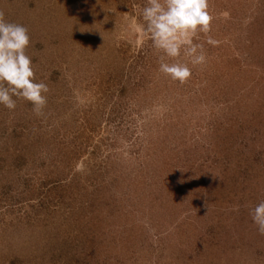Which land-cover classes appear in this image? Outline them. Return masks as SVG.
<instances>
[{"label": "rangeland", "instance_id": "1", "mask_svg": "<svg viewBox=\"0 0 264 264\" xmlns=\"http://www.w3.org/2000/svg\"><path fill=\"white\" fill-rule=\"evenodd\" d=\"M146 3L0 0L49 89L0 105V264H264V0H208L183 84Z\"/></svg>", "mask_w": 264, "mask_h": 264}, {"label": "clouds", "instance_id": "2", "mask_svg": "<svg viewBox=\"0 0 264 264\" xmlns=\"http://www.w3.org/2000/svg\"><path fill=\"white\" fill-rule=\"evenodd\" d=\"M208 7V0H147L142 34L159 53V73L169 80L183 84L191 76L189 63L195 67L206 62L203 46L193 41L199 33L211 31ZM29 42L28 29L6 22L0 12V105L11 111L17 100H23L31 104L35 115L42 116L49 89L45 83L35 82L32 59L26 54ZM207 42L218 43L211 36ZM182 54L188 63L179 61ZM250 216L258 234L264 235V202L256 205Z\"/></svg>", "mask_w": 264, "mask_h": 264}, {"label": "trees", "instance_id": "3", "mask_svg": "<svg viewBox=\"0 0 264 264\" xmlns=\"http://www.w3.org/2000/svg\"><path fill=\"white\" fill-rule=\"evenodd\" d=\"M255 23L254 21H252V24Z\"/></svg>", "mask_w": 264, "mask_h": 264}]
</instances>
